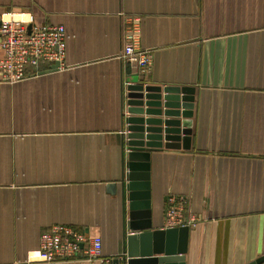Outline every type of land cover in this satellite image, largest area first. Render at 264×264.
<instances>
[{
    "label": "crops",
    "instance_id": "crops-1",
    "mask_svg": "<svg viewBox=\"0 0 264 264\" xmlns=\"http://www.w3.org/2000/svg\"><path fill=\"white\" fill-rule=\"evenodd\" d=\"M8 13L61 24L66 39L63 67L0 74V264H29L54 226L102 240L98 259L56 264L121 254L125 95L140 80L195 88L189 148L150 153L152 228L184 194L198 218L185 264L264 254V0H0ZM127 17L151 50L147 74L121 56Z\"/></svg>",
    "mask_w": 264,
    "mask_h": 264
},
{
    "label": "water",
    "instance_id": "water-1",
    "mask_svg": "<svg viewBox=\"0 0 264 264\" xmlns=\"http://www.w3.org/2000/svg\"><path fill=\"white\" fill-rule=\"evenodd\" d=\"M58 65L53 63L49 70ZM194 91L193 86L154 85L144 80L127 85V171L121 189L129 201V215L123 225L121 254L111 258L110 264H185L189 228H152L149 168L151 151L189 148ZM246 264H264V254Z\"/></svg>",
    "mask_w": 264,
    "mask_h": 264
},
{
    "label": "built area",
    "instance_id": "built-area-1",
    "mask_svg": "<svg viewBox=\"0 0 264 264\" xmlns=\"http://www.w3.org/2000/svg\"><path fill=\"white\" fill-rule=\"evenodd\" d=\"M30 28L28 29V26ZM126 42L122 52L125 62L141 74L150 72L152 53L139 40V23L136 18L125 20ZM65 28L61 24L38 25L33 15L25 17L8 13L0 18V74L7 83L22 81L28 75L27 66L38 69L57 62L63 67L65 57ZM35 70V71H36ZM36 72H33L35 74ZM198 218L189 208V197L169 194L165 200L161 229L196 226ZM102 240L95 235L87 238L70 227L54 226L43 232L39 246L27 254L29 264H56L71 260H95L101 256Z\"/></svg>",
    "mask_w": 264,
    "mask_h": 264
}]
</instances>
